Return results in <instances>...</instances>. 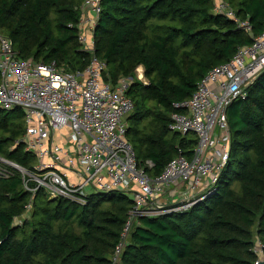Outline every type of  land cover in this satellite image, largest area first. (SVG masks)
I'll use <instances>...</instances> for the list:
<instances>
[{
  "label": "trees",
  "instance_id": "obj_1",
  "mask_svg": "<svg viewBox=\"0 0 264 264\" xmlns=\"http://www.w3.org/2000/svg\"><path fill=\"white\" fill-rule=\"evenodd\" d=\"M83 1L0 0V35L21 60L84 71L92 55L78 41ZM225 1L250 32L215 14L214 0H101L94 55L106 65L105 82L132 79L126 140L139 165L153 164L152 179L180 154L191 159L198 145L194 134L170 131L173 104L189 100L210 70L264 30V0ZM243 93L227 108L230 152L217 182L184 211L138 218L117 261L133 206L128 195H94L86 205L49 200L0 163L12 174L0 177V264H255L257 239L264 260V70ZM24 135L23 110L0 109V159L34 173Z\"/></svg>",
  "mask_w": 264,
  "mask_h": 264
},
{
  "label": "built area",
  "instance_id": "obj_2",
  "mask_svg": "<svg viewBox=\"0 0 264 264\" xmlns=\"http://www.w3.org/2000/svg\"><path fill=\"white\" fill-rule=\"evenodd\" d=\"M101 11V0H84L79 7L78 41L92 55L84 71L70 72L55 62L21 60L11 41L0 35V109L23 110L21 142L35 155L37 164L35 172L29 173L3 159L0 163L21 174L26 191L33 195L41 190L49 200L86 205L94 195L114 191L128 195L133 206L116 249L117 261L138 218L184 211L217 182L230 152L227 108L244 96V89L264 70V30L252 45L210 70L189 100L173 104L170 131L194 134L198 145L191 159L180 154L160 177L152 179L146 169L153 164L139 165L126 140L127 118L134 109L127 97L132 79H122L117 85L105 82L106 65L94 55V30ZM213 11L250 32L249 22L240 20L225 0H214ZM143 75H137L138 80L147 84ZM11 175L0 168V177ZM253 252L259 264L263 255L259 239Z\"/></svg>",
  "mask_w": 264,
  "mask_h": 264
},
{
  "label": "rangeland",
  "instance_id": "obj_3",
  "mask_svg": "<svg viewBox=\"0 0 264 264\" xmlns=\"http://www.w3.org/2000/svg\"><path fill=\"white\" fill-rule=\"evenodd\" d=\"M139 74H143L142 69L138 71L137 75H139ZM143 80L146 81V79L144 78V75H143ZM59 144H62V141H59ZM15 223H16V225H19V224H21V221L18 220Z\"/></svg>",
  "mask_w": 264,
  "mask_h": 264
},
{
  "label": "water",
  "instance_id": "obj_4",
  "mask_svg": "<svg viewBox=\"0 0 264 264\" xmlns=\"http://www.w3.org/2000/svg\"><path fill=\"white\" fill-rule=\"evenodd\" d=\"M96 29V28H95ZM95 31L96 30H94V34H95ZM259 264H264V260H262Z\"/></svg>",
  "mask_w": 264,
  "mask_h": 264
}]
</instances>
